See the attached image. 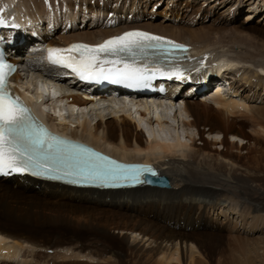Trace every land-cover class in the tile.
Listing matches in <instances>:
<instances>
[{
  "label": "bare ground",
  "instance_id": "bare-ground-1",
  "mask_svg": "<svg viewBox=\"0 0 264 264\" xmlns=\"http://www.w3.org/2000/svg\"><path fill=\"white\" fill-rule=\"evenodd\" d=\"M42 1L0 0V13L28 27L7 38L10 46L19 43L22 37L37 33L40 36L38 44L43 51L35 55L39 54L44 59L48 46L67 48L78 41L99 43L130 29H142L189 46L182 60L170 67L180 69L184 77L177 79L173 74L168 84V96L173 101L154 97L156 99L151 100V104L134 97H122L127 96L125 94H110L109 99L90 97L88 93L83 95L86 87L77 84L73 74L70 78L64 77L69 74L67 70L45 65V59L40 60L45 71L60 72L65 79L55 87L53 82L46 80L40 83L36 67H27L31 61L26 59L30 54L28 50L15 55L26 60L17 62L27 67L24 72H28V77L23 72L12 79L31 92L34 107L52 131L117 160L153 165L160 176L168 179L170 187L77 188L18 173L0 175V264L11 261L14 264H47L45 258L53 253L58 258L68 257V253L70 257H97L106 264H150L156 257L159 258V261L156 259L157 264L174 261L206 264L218 254L219 243L222 242L223 229L216 231L219 227L211 217L235 222L232 232L238 231L240 218L245 222L242 234L264 235V200L251 199L244 191L264 193L261 189L264 187V105L260 104L263 101L260 98L264 96V64L256 66L254 74L257 88L254 93L258 98L247 99L245 95L239 96L237 91L226 95L222 87L229 90L239 81L250 84L253 80L244 75L252 60H243L242 56L230 53L223 42H212L208 34L174 28L172 24L159 25L144 18L141 20L139 5L142 0H134L128 13L127 9L123 11L129 0L121 6H118L119 0H114V8L109 6L111 0L101 1L100 7L91 5L94 4L92 0H63L65 13L59 7L48 5L59 0ZM235 1L239 6L245 2L249 20L251 15L264 10V0ZM101 6L110 9L104 11ZM249 30H237L226 43L244 42L245 45L251 42ZM216 46H219L218 52L214 50ZM250 48L257 50L252 44ZM197 53L205 56L207 62L210 57L216 61L206 68L205 74L194 75L192 81H187L190 67L200 58ZM249 58L253 59L252 55ZM218 61L221 65H216ZM51 73L47 78L54 79L55 74ZM33 74L38 76L37 82H33ZM203 82L206 85L215 83L216 92L208 94V91L202 95L203 101H195L199 98L197 93ZM66 101L73 108L69 119L63 108ZM75 110L81 117H75ZM182 114L190 117L188 122L182 119L185 126L198 127L199 131L201 126H205L209 136H217L215 143L222 145V150L213 151L212 145L203 140L201 131L200 147L182 139L181 135L174 140L165 131L147 130L148 138L144 135L143 141L129 123V119H135L141 128L146 121L153 128L168 121L176 123ZM110 119L117 120V124ZM248 143L254 144L246 152L248 156L238 155V151H243ZM232 237L236 242L241 241L237 235ZM243 239L247 243H239L244 248L240 254L235 252V259L244 264H264V238L257 242L249 237ZM90 240L93 242L86 244ZM94 242L103 246L94 247ZM27 248V256L30 254L32 257L30 260L23 256L27 254L23 253Z\"/></svg>",
  "mask_w": 264,
  "mask_h": 264
},
{
  "label": "snow or ice",
  "instance_id": "snow-or-ice-1",
  "mask_svg": "<svg viewBox=\"0 0 264 264\" xmlns=\"http://www.w3.org/2000/svg\"><path fill=\"white\" fill-rule=\"evenodd\" d=\"M0 25H6L0 16ZM187 51L185 46L146 32H126L101 44H73L67 48L48 49V60L53 65L71 69L81 80H110L129 87L146 86L156 74H173L183 79L181 70L170 68L167 73L157 69L149 72L138 66L149 56V49ZM131 59V63L124 62ZM14 66L0 60V175L28 171L32 175L52 179L74 177L70 183L102 182L123 175L125 166L99 153L70 145L68 141L50 133L35 121L30 110L8 86ZM154 174V173H153Z\"/></svg>",
  "mask_w": 264,
  "mask_h": 264
},
{
  "label": "rangeland",
  "instance_id": "rangeland-1",
  "mask_svg": "<svg viewBox=\"0 0 264 264\" xmlns=\"http://www.w3.org/2000/svg\"><path fill=\"white\" fill-rule=\"evenodd\" d=\"M49 0H43L42 2H47ZM60 1V2H59ZM57 1L56 4H50L48 3V5H50L51 7H59L61 8L60 11L62 13H65L67 10L64 7V3L63 0H59ZM103 0H92V2L94 4L91 5H96L98 7H100V5L103 3L101 2ZM108 1V0H107ZM114 0H111V4L109 5L110 8H114V6L116 4H113ZM116 1V0H115ZM125 1L128 0H124L123 2L121 0H119L118 2V6H121L123 3H125ZM133 1L134 0H129L128 6H125V10L123 12H126L127 9V13L130 12L129 6L130 8L133 6ZM195 1H197V3H195ZM220 1V2H219ZM227 1V2H225ZM259 1V0H258ZM56 2V1H55ZM223 2H225L223 4ZM242 2V0H241ZM79 2H77L76 4H78ZM232 4V5H231ZM244 5L239 6V3H237V1L235 0H142V2L139 5L140 8V12H141V16L139 17L141 20L142 18H144V20H153L155 23L157 24H163V25H170L172 24L174 26V28H180V29H186V30H193L196 32H200V33H204V34H208L210 35V39L212 40V42L217 41L220 43L223 42V46L230 49V53H234L237 54V57L242 58L243 60L246 59H250L252 60V62H250L249 65V69H246V72L244 73V75H246L247 77L253 79L250 84L249 83H244V81H239V83L235 84V86L231 85V88L229 90H227L225 87H222L224 90V93L230 94V91L236 92L237 94H239V96L243 97L245 95V98H258L255 95V90L256 85H255V77L254 74H256L257 72V67L258 65H260L261 63L264 64V14H262L264 12V10H262V13L257 14V15H251V19L249 20L250 16L248 17L249 13V9H247V5L245 4V2L243 3ZM113 6V7H112ZM102 9L104 11H108V6H101ZM108 13H112V12H108ZM135 15H137V12L134 11ZM255 14V13H254ZM92 17V15H91ZM126 17L125 15L123 16ZM138 17V16H137ZM89 21V20H88ZM88 21H86L88 23ZM90 22V21H89ZM110 22V21H109ZM108 22V23H109ZM248 28L250 29L248 31V33L250 34L252 40H249L251 42H246L247 44H228L226 42H230V39H232L234 37L235 32H237V30H248ZM219 30V31H218ZM179 31V30H178ZM183 32V30H181ZM215 32H218V34H215ZM221 32V33H219ZM213 33V34H212ZM263 33V34H262ZM219 37V38H218ZM254 38V39H253ZM226 43V44H225ZM251 44L257 47V50L254 48H250ZM249 45V46H247ZM222 46V44L220 45ZM228 46V47H227ZM219 46L214 47L215 52H218L220 49L218 48ZM260 50V52H259ZM30 54L29 56L31 57V61L29 62V65L27 67L33 68L34 66L36 67L35 70H37L36 74H38L39 72H41L42 70H44V68L42 67V65L40 64V61L37 60L39 59V57H41L39 54L38 57L37 55L34 56L35 52L32 51H28ZM230 54V55H232ZM255 54H258V57H256ZM252 55V58H249V56ZM255 55V56H254ZM197 56L200 57L198 61H195L194 65L190 67V72H189V77L186 79L187 81L189 80H193V76H200L202 74H205L206 68L208 66H211L216 60L212 57H210V60L207 62L205 59V56L200 55L197 53ZM256 57V58H254ZM249 60V61H250ZM214 61V62H213ZM203 62H205V65L203 66ZM221 63L218 61L216 62V65ZM27 67H25V71H27ZM218 68V67H216ZM225 72H229V70H224ZM218 72V71H217ZM36 74H33V82H37L36 77L38 78V76ZM23 75H25L26 77H28V72H24ZM35 76V77H34ZM230 76V75H229ZM32 77V76H31ZM232 79V76H230ZM35 78V79H34ZM224 78H228L224 77ZM224 81V80H223ZM255 81V82H254ZM238 82V81H237ZM37 87V84L35 85V88ZM233 89V90H232ZM264 90V88H263ZM235 94V93H234ZM260 99H263V101L260 103L261 105H264V96H262ZM195 101H203V98H196L194 99ZM260 101V100H259ZM151 104V103H149ZM68 107V108H67ZM215 110L217 109L216 106H212ZM63 108H65V112L67 113V119H69V117L73 114V108L70 105L69 101H66L63 104ZM75 110V117H81V114L78 113V111ZM108 114V112H107ZM187 117L185 114H182V116H180V118L178 119V122H174L170 123L168 120H166V122L168 121V123H165L163 125H154V127L152 128L146 121H143V126L141 128L138 127L136 120H132L129 119V123L131 125V128L133 130H136L135 132H137L138 134L141 135V139L143 141H145V137L144 135L148 136L147 130L148 131H156V132H167L169 134V136L172 139H176L178 138L180 135L182 137V139L187 140V142L189 143H193L196 144L197 147H200L202 145V141L199 140L200 139V135L199 132L201 131L203 133V140H205L206 142H209L212 145V149L213 151H221L222 150V145H220L219 143H215V138L217 136H209L208 135V129L205 128V126H201L200 131L198 127H187L182 123V119H187L185 120V122L190 121V117ZM97 121V120H96ZM110 121H113L115 124H117V120L114 119H110ZM175 124V125H174ZM177 124V125H176ZM167 128H165V127ZM147 127V128H146ZM143 128V129H142ZM149 128V129H148ZM166 130H165V129ZM171 128V129H170ZM247 132L249 131V129H246ZM171 131V132H170ZM174 132V133H172ZM146 136V137H147ZM148 138V137H147ZM229 141H233L230 137H227ZM174 139V140H175ZM195 142H194V141ZM240 144V142L235 141V143ZM246 145V143L244 144ZM246 148L242 151H238V155H243V156H248L246 154V152L248 151L249 148L254 147V144H249L247 146H245ZM264 150V147H263ZM235 151H237V149H235ZM241 152V153H240ZM261 189L264 191V187H261ZM261 189H259L261 191ZM245 193L248 195L249 198L251 199H263L264 200V193H260L259 191L255 190V191H246L244 190ZM238 195V194H237ZM216 218V217H215ZM214 217H211V221L216 224V226H218L219 228L216 229V231H222L221 229H223V231L221 232L222 235V242L219 243L220 245V249L218 251V254L213 258V260L210 263H206V264H244V263H239L234 255L235 252L237 254H240L243 251V244H239L241 242H246L247 241L243 238L245 237H249L250 239H252L254 242H257L260 239L264 238V235H260L261 233H255V234H251L248 236H245L244 234L241 233V231H244L243 228V224L245 222H242L240 220V218L238 219V227H237V232H232L233 228H234V224L235 222H228L225 221L224 218H219V219H215ZM216 220V222H215ZM225 221V222H224ZM241 223V224H240ZM224 227V228H223ZM240 232V233H239ZM238 236L237 238H240L241 241L237 240L238 242H236L232 236ZM93 242V240H90L88 242H86V244H91ZM98 245L97 248H101L103 246L102 243H97L95 244L94 242V247H96ZM27 251H29V249H24L23 253H27ZM36 253V252H35ZM49 254V253H48ZM61 254V253H59ZM28 253L26 255L23 256H27ZM38 256H40V254H38ZM44 256H46L44 254ZM66 256L68 257H62V258H58V255H56V253L51 254L49 257L45 258L46 263L47 264H106L104 263L102 260H99V258L97 257H92L89 259H86L84 257H75V256H71L70 257V253H68V255L66 254ZM42 257V256H41ZM199 257V256H198ZM32 257L29 254L28 259L30 260ZM156 259L159 261V258L156 257L154 259L153 262H151L150 264H157ZM80 260H83L82 262ZM255 262H258L257 259H254ZM182 263V261H181ZM180 262H171L169 264H181ZM9 264H14L9 263ZM128 264H137V263H128ZM187 264H189V261L187 262ZM201 264H204L203 262H201Z\"/></svg>",
  "mask_w": 264,
  "mask_h": 264
},
{
  "label": "water",
  "instance_id": "water-1",
  "mask_svg": "<svg viewBox=\"0 0 264 264\" xmlns=\"http://www.w3.org/2000/svg\"><path fill=\"white\" fill-rule=\"evenodd\" d=\"M148 185L160 186V187H170V183L166 177H147Z\"/></svg>",
  "mask_w": 264,
  "mask_h": 264
}]
</instances>
